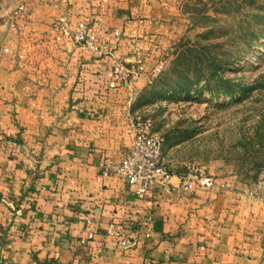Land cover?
<instances>
[{
	"label": "crops",
	"instance_id": "crops-1",
	"mask_svg": "<svg viewBox=\"0 0 264 264\" xmlns=\"http://www.w3.org/2000/svg\"><path fill=\"white\" fill-rule=\"evenodd\" d=\"M179 3L26 0L0 59V133L13 142L0 141V264H264V208L235 177L192 192L174 177L138 199L99 173L132 142L137 95L182 22ZM62 17L85 23L104 53L57 40ZM137 59L138 80L109 88L112 67Z\"/></svg>",
	"mask_w": 264,
	"mask_h": 264
},
{
	"label": "rangeland",
	"instance_id": "rangeland-1",
	"mask_svg": "<svg viewBox=\"0 0 264 264\" xmlns=\"http://www.w3.org/2000/svg\"><path fill=\"white\" fill-rule=\"evenodd\" d=\"M178 1L182 22L169 30L167 43L159 46L158 61L137 95L136 115L150 119L153 132L164 137L169 168L176 172L200 168L216 180L235 177L247 190L264 169V0ZM25 2L0 0V59L18 40L14 27ZM21 7L24 10L19 12ZM198 55L215 58L223 66L222 78L241 89L235 97L224 94L223 87L219 91L202 88L201 93L191 88L187 94L165 91L182 76L192 77L202 69L193 58ZM139 60L115 65L132 67ZM140 61L139 76L131 83L143 73ZM203 66L209 74L210 68ZM203 84L201 80L194 86Z\"/></svg>",
	"mask_w": 264,
	"mask_h": 264
},
{
	"label": "built area",
	"instance_id": "built-area-1",
	"mask_svg": "<svg viewBox=\"0 0 264 264\" xmlns=\"http://www.w3.org/2000/svg\"><path fill=\"white\" fill-rule=\"evenodd\" d=\"M24 7L20 8L22 12ZM53 30L58 32L57 40L67 39L72 41L84 50L95 53H104L96 36L89 30L83 22H78L71 27L66 18H59L53 25ZM119 36V32H115ZM140 60L136 66L128 67L123 64L113 66L109 73L110 88L127 86L137 79L141 70ZM160 71V68L156 69ZM130 127L132 130V142L124 156L119 160L105 158L99 167L102 176H114L120 178L133 188V193L138 199L152 190L154 186H160L165 191L172 189V179L177 177L180 180L179 188L184 192L196 190H206L216 185V179L204 172L200 168H185L181 172H176L169 168L163 154L165 139L162 135L153 132L150 119L139 115L131 116ZM0 141L12 144L10 140L4 139L0 134ZM247 201H257L264 208V169L252 188L243 192ZM114 226L110 225L108 233H111ZM118 237H123L120 232L115 233ZM135 245L134 240L122 238L120 246L123 249L131 248Z\"/></svg>",
	"mask_w": 264,
	"mask_h": 264
},
{
	"label": "trees",
	"instance_id": "trees-1",
	"mask_svg": "<svg viewBox=\"0 0 264 264\" xmlns=\"http://www.w3.org/2000/svg\"><path fill=\"white\" fill-rule=\"evenodd\" d=\"M193 58L197 59L196 62L201 64L202 69L204 68L203 65H207L210 68V73L206 74L202 69H196L193 72L192 77L187 75L182 76V78H180V80L176 83L175 87L167 88L165 91L169 90L176 93L187 94L191 88H193L196 92L201 93L202 88L207 90L214 88L215 91H219L218 88L223 87L224 90H222V92L224 94H228L230 97H235V92L241 90L240 88H235L233 85L229 84L227 79L222 78L219 71L223 68V66L220 63H216L215 58H208L204 55L194 56ZM201 80L204 81V84L201 87L196 88L194 85L198 84Z\"/></svg>",
	"mask_w": 264,
	"mask_h": 264
}]
</instances>
